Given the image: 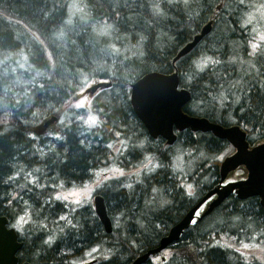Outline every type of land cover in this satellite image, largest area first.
<instances>
[{
	"label": "trees",
	"instance_id": "obj_1",
	"mask_svg": "<svg viewBox=\"0 0 264 264\" xmlns=\"http://www.w3.org/2000/svg\"><path fill=\"white\" fill-rule=\"evenodd\" d=\"M68 1L0 0V112L11 114L0 133V214L21 212L25 216L19 211L22 206L32 211L26 235L18 236L23 242L17 252L20 262L80 264L89 250L98 247L95 255H103L92 264H130L157 247L194 202L183 194L186 187L191 185L199 196L213 185L211 180L218 179L220 162L232 145L211 131L180 132L178 150H193L199 157L196 168L186 175L188 182L182 180L172 172L168 147L156 145V140L146 135L131 109L130 92L123 82L147 70L171 71L170 60L177 48L213 19L211 30L199 46L178 62L181 80L189 85L194 105H185V111L224 126L239 124L250 142L261 141L264 51L254 58L247 53V36L239 30L234 15L238 0H83L91 21L84 24L74 16L70 27L64 25ZM153 3L161 5L164 15L154 14ZM217 4L222 7L214 12ZM23 38L30 41L29 48H22L26 56L20 57L13 69L8 68L10 55L20 48ZM203 54L219 63L211 62L203 71H196L190 58ZM47 62H55L53 75L46 68ZM89 72L112 79V86L98 103L104 120L101 127L87 132L80 124L68 122L70 115L60 126V137L50 141L32 138V128L44 115L53 116L79 84L77 76ZM117 133L139 146L130 152L132 158L158 153L162 167L126 183L113 180L101 191L112 220L116 216L122 220L119 225L113 223L112 231L106 233L91 206L69 211L47 199L57 180L59 184L80 182L99 168ZM144 134L149 140L146 143ZM128 160L125 156L118 162L123 166L136 161ZM204 166L214 174L205 175ZM61 216L66 219L61 220ZM251 222L255 223L254 230L247 226ZM238 224L241 228H231ZM217 234L220 238L224 235L257 241L261 257L251 256L244 262L241 252L231 250L229 242L224 246L212 244L220 239ZM50 236L51 243H46ZM170 248L174 250L166 262L170 264H264V209L256 197L245 201L231 197L185 230ZM151 258L143 264H154Z\"/></svg>",
	"mask_w": 264,
	"mask_h": 264
},
{
	"label": "water",
	"instance_id": "obj_2",
	"mask_svg": "<svg viewBox=\"0 0 264 264\" xmlns=\"http://www.w3.org/2000/svg\"><path fill=\"white\" fill-rule=\"evenodd\" d=\"M206 22V24L204 23L201 26L202 28L200 27V32H197L193 40L183 45L176 52L172 62L188 53L211 30L214 20L209 19ZM178 82L175 73L151 72L143 75L132 85L131 100L133 106L145 123L149 133L153 137L161 134L169 144L176 139V134L173 133V124L178 130L189 127L193 131H211L214 136L227 140L235 151L225 156L220 163L219 186L214 187L197 200L184 213L183 221L174 224L169 232L160 239L156 248L147 250L145 255L147 257L150 253L159 252L168 243L177 240L184 229L188 227L190 220L192 223L194 220L202 218L233 191L237 193V197L243 199L257 196L260 206L264 209V139L250 144L246 139L245 129L239 124L224 126L219 122L209 120L205 116L187 115L182 111V106L191 98V94L186 88L177 91ZM161 92H166L169 97H161ZM177 94L181 96L179 110L177 109L179 99L175 97ZM170 101H174L173 110L172 112L164 113L163 110ZM241 165L246 171L245 177L237 181H225L226 183L222 184L227 174ZM95 205L96 211L104 214V207L101 202L96 201ZM185 218L186 220L184 221ZM6 223V218L0 216V264H16V248L13 247L12 243L15 242L17 235L13 228L6 227Z\"/></svg>",
	"mask_w": 264,
	"mask_h": 264
},
{
	"label": "rangeland",
	"instance_id": "obj_3",
	"mask_svg": "<svg viewBox=\"0 0 264 264\" xmlns=\"http://www.w3.org/2000/svg\"><path fill=\"white\" fill-rule=\"evenodd\" d=\"M170 1H176V0H170ZM236 9V12L234 13L236 22L239 24V30L243 32L245 36H247L245 39H247L246 45H247V53L249 56L254 58L256 54L258 55L259 53H263L264 51V40L261 39L262 36H264V7H261L264 5V0H243V4H241ZM68 19H65L64 25L70 27L72 24L69 19L74 17L81 19V22L84 24L90 23L91 21L88 17L87 10H85V7L83 5V0H70L68 1ZM233 11V8L231 9V12ZM233 14V13H232ZM250 20V23L247 21ZM94 25H98V23H94ZM31 27V26H29ZM32 28V27H31ZM66 27H64L65 29ZM221 27L219 26L217 29H220ZM104 32V31H103ZM54 38V37H53ZM30 41L27 38H23L21 40V46L20 48L13 52L14 55H11L9 59L12 60L8 68H14L17 66L18 59L21 56V53L24 52V49L22 48H29ZM256 43L259 45L258 50L256 51L255 54L253 53V49L251 48V44ZM200 48V47H199ZM211 59H208V58ZM250 58V57H248ZM204 62L207 65L213 62V59L211 56L203 54L200 57H193L192 62ZM46 68L48 69L49 74L53 75L54 73V67H55V62L50 63L47 62ZM196 70V68H195ZM7 72V69L5 70ZM95 79H104L108 80L109 78H98V77H88V78H82V83L83 85H88L92 83ZM81 81V79H80ZM81 91V90H80ZM74 94V91L71 92L68 96V98L64 101V103L59 107L57 112H59V117L57 119V125H61L64 120H68L70 115L71 118L73 116V111L75 110L78 112V114L73 117V122L80 124L83 128L86 129V131H92L93 128L98 125V111L92 108H85L90 105V100L88 97H82L79 95H75L72 97ZM103 95H100L99 98H103ZM72 97V98H71ZM130 97V94H129ZM92 103V102H91ZM8 114V111H4L1 113V116L3 117V120L6 119ZM71 118L68 120L72 122ZM53 119V128H46L42 130L39 125H35L32 128V131L30 132L32 138L36 137L39 139V137H45V139L48 138L47 141H50L52 138H57V135L55 133V114L52 116ZM43 120V119H42ZM6 124V123H5ZM68 124V123H67ZM112 145L111 148H108V153L107 156L101 161L102 165L98 168L95 169L92 173L90 172L88 178L86 180H82L77 184L69 185V184H63L60 185L59 181L57 180L55 182V186L53 187L54 190L52 191V194L48 197L47 202L50 203H55L56 201L59 202L61 205L65 207H69L70 209H74L78 206L84 205V204H89L92 206V198L95 193H98L97 190H105V188L110 184L112 180H118L122 183H126L129 180H134L139 174L143 172H149V169H157L158 167H155L156 165H160L161 161L159 159V154L158 153H145L140 155L136 161L130 162L131 164H125L121 167V164L118 163V161L115 160L116 155L119 153L118 145L119 142L117 140L112 141L109 143ZM172 151L171 156L169 153ZM193 150H187L186 152H182L178 150L177 145L174 143L170 148L167 149L166 154L168 155L169 160L171 159V162H174L175 164L172 165V172L181 175V179L184 180L185 178L182 176L183 173L188 172L189 170H194V166H197V164L194 165V163L197 162L198 158L195 156ZM111 160V161H110ZM201 166V165H200ZM194 168V169H193ZM205 169L208 168V166H204ZM116 169H122L124 172V175L121 176ZM191 172V171H190ZM196 172V171H195ZM189 173V172H188ZM142 175V174H141ZM208 177L211 175V172L209 171L207 174ZM188 181V180H186ZM31 183L34 186V183ZM190 184V183H189ZM57 185V186H56ZM194 190L192 187H186L185 191L183 194L186 196H191L193 194ZM57 195L61 197V199H56ZM63 197H67V199H63ZM79 201V203H77ZM153 202V201H152ZM28 207V206H27ZM23 209V208H22ZM18 218L17 225H15V219ZM25 219L24 221L20 219L19 217H15L13 220H11V224L16 227V229H19L21 224L24 222V227L26 226V223L28 221V217L25 215L23 216ZM113 221L117 222V224H121L122 220L118 219L117 216L113 219ZM216 224H222V221L220 223ZM248 228L251 230H254L255 223L251 222L247 224ZM231 228L239 229L241 226L234 225ZM20 233L24 231V228L19 230ZM25 235V233H24ZM220 238V237H219ZM228 243L229 248L236 249L240 251L241 253L239 256L241 257V260L246 262L248 259L250 260L251 256H257L261 257L260 250H257L260 248V244L257 241L251 240L250 242L238 239L234 240L233 238L225 237L224 235L218 239L217 241L213 242L212 244L215 245H226ZM248 244V248H244L243 245ZM92 248L89 250L83 259L80 260V263L86 261L87 259L92 258L95 253L98 252V247H95L97 249L95 252H93ZM174 254V250L170 248V254ZM154 257V256H152ZM156 257H154L152 260H155ZM166 264H170L169 262Z\"/></svg>",
	"mask_w": 264,
	"mask_h": 264
},
{
	"label": "flooded vegetation",
	"instance_id": "obj_4",
	"mask_svg": "<svg viewBox=\"0 0 264 264\" xmlns=\"http://www.w3.org/2000/svg\"><path fill=\"white\" fill-rule=\"evenodd\" d=\"M233 151H234V149H233V147H232V150H230V151H228L227 153H226V155H228V154H232L233 153ZM220 166V165H219ZM209 167V166H208ZM210 172H211V175L210 176H212L213 174H214V172H212L211 171V169H210ZM208 173V168H207V172H206V174ZM245 173H246V171H245V169H244V167H243V165H241V166H238V168L236 169V170H234V171H232V172H229L228 174H227V177H226V179L222 182V184H225L226 182H229V181H237V180H241L242 178H244L245 177ZM231 174H233L235 177H233ZM218 175H219V170H218ZM235 178V179H234ZM226 181V182H225ZM219 183H220V177H219V179H217V180H215V177L211 180V188L209 189V190H211L212 188H214V187H216V186H219ZM203 194V193H202ZM231 197H235L237 200H239V201H245L246 199H248V198H250V197H248V198H245V199H243V198H239V197H237V193L236 192H231V193H229L225 198H223L221 201H220V203L216 206V207H218V206H220L225 200H231ZM253 197H256L257 198V196H253ZM185 214H183L182 215V217L184 216ZM180 220V219H179ZM179 220H177L175 223H177ZM202 220V218H200V219H198V220H194L195 221V223H190V225H189V227H191V226H193V225H195L196 223H198L199 221H201ZM224 232V231H223ZM220 234L222 233V232H219ZM220 234H217L218 235V237L220 236ZM216 235V236H217ZM216 236H213L214 238L216 237Z\"/></svg>",
	"mask_w": 264,
	"mask_h": 264
},
{
	"label": "snow or ice",
	"instance_id": "obj_5",
	"mask_svg": "<svg viewBox=\"0 0 264 264\" xmlns=\"http://www.w3.org/2000/svg\"><path fill=\"white\" fill-rule=\"evenodd\" d=\"M241 4H243V0H241ZM261 7H264V5H262ZM152 8H153L154 14L164 15V12H163V10H162V8H161V5H160L159 3H153V4H152ZM247 22L250 23V20L247 21ZM261 39L264 40V36H262ZM251 48L253 49V53H252V54H255L256 51H257L258 48H259V45H257L256 43H252V44H251ZM208 59H211V58L209 57ZM213 63H219V61H213ZM194 65H195V68L198 69V70H200V71H203V70L207 67V64H206V63H204V62H199V61L194 62ZM117 135H119V133H117ZM108 147L111 148L112 145L109 144ZM41 154L43 155V153H41ZM155 167H159V165L154 166V168H155ZM149 170L152 171L153 169H149ZM116 171H117L121 176L124 175V172H123L122 169H116ZM17 175H18V173H17ZM33 181H35V177H33ZM127 187L130 188L131 185H127ZM152 191L155 192V191H157V189L153 188ZM56 199L59 200V199H61V197H60L59 195H57ZM63 199H67V197H63ZM77 203H79V201H77ZM165 203H167V202L165 201ZM60 219H61V220H64V219H66V217L61 216ZM69 223H71V221H69ZM193 223H195V221H194ZM73 226H75V225H73ZM51 241H52V237L50 236V237L48 238V241H46V243H51ZM243 247H244V248H248L249 245H248V244H244ZM96 250H97V249L94 248V249H93V252H95Z\"/></svg>",
	"mask_w": 264,
	"mask_h": 264
},
{
	"label": "bare ground",
	"instance_id": "obj_6",
	"mask_svg": "<svg viewBox=\"0 0 264 264\" xmlns=\"http://www.w3.org/2000/svg\"><path fill=\"white\" fill-rule=\"evenodd\" d=\"M156 72H157V71H156ZM160 96H161V97H165V98L169 97V95H168L166 92H161V93H160ZM131 98H132V94L130 93L129 101H130ZM184 217H185V215H184V216H183V217H182L177 223L182 222ZM185 220H186V218L184 219V221H185ZM189 223H191V220L188 222V226H189ZM102 227H103V229H104V231H105L106 233H109V232L112 231V225H111V224H102ZM25 235H26V233H25ZM25 237H27V236H25ZM22 244H23V242L20 241L18 237L16 238L15 242L12 243L13 247H15L16 249H21ZM154 248H156V247H154ZM154 248H152V249H154ZM152 249H150V250H152ZM146 252H147V251H146ZM146 252L143 253V254H140L138 257H136L134 260H132V262H131L130 264H143V263L146 262V260H147L150 256H154V255H156V253H157V252H155V253H150L149 256L147 257V256H145V255H146ZM25 263L29 264L27 261H25Z\"/></svg>",
	"mask_w": 264,
	"mask_h": 264
}]
</instances>
